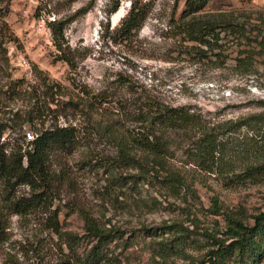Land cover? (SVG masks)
Segmentation results:
<instances>
[{"label": "rangeland", "instance_id": "obj_1", "mask_svg": "<svg viewBox=\"0 0 264 264\" xmlns=\"http://www.w3.org/2000/svg\"><path fill=\"white\" fill-rule=\"evenodd\" d=\"M150 3L140 30L125 39L116 30L131 0H119L110 15L111 0H0V123L31 109L33 101L11 98L13 81L23 79L25 84H40L39 89L44 82L61 86L59 102L49 104L56 112L46 114L44 127L78 128L73 151L54 149L50 155L55 196L50 210H57L58 230L50 227L48 211L8 215L0 264H53L64 259L71 264H190L209 247L200 234L206 230L219 235L225 229L223 215L212 213V199L218 200L222 212L248 223L264 209V182L239 183L233 177L242 174V159H230L232 170H203L184 154L188 140L173 132L167 166L189 188L136 179L135 169L118 163L108 129L124 132L138 124L106 102L92 106L95 96L130 97L133 110L155 99L216 120L259 112L264 101V51L255 54L260 64L244 70L233 59L242 46L233 44L226 63L216 67L200 58L198 47L189 49L191 44L179 32L184 0ZM198 15L230 18L264 32V0H211ZM54 19L64 21L61 48L70 65L57 59L60 50L48 27ZM224 41L236 42L232 36ZM119 75L130 82V89L119 86ZM79 90L83 98L77 110ZM71 99L72 105H62ZM23 131L35 135L29 124H23ZM255 134L239 129L234 134L236 150L251 143ZM2 135L16 133L5 130ZM92 226L116 229L96 256L99 244L90 233Z\"/></svg>", "mask_w": 264, "mask_h": 264}, {"label": "trees", "instance_id": "obj_2", "mask_svg": "<svg viewBox=\"0 0 264 264\" xmlns=\"http://www.w3.org/2000/svg\"><path fill=\"white\" fill-rule=\"evenodd\" d=\"M209 1L211 0H184L177 27L183 39L191 44L189 49L198 47L200 58L218 67L228 60L230 45H240L242 48L233 58L236 66L246 70L260 64L255 54L264 51V32L230 18L198 15ZM150 2L151 0H131L129 11L116 30L122 38H131L140 30L148 16ZM111 5L108 15L118 9L119 0H111ZM85 10L86 8L82 13ZM48 27L54 46L60 50L57 59L70 65L69 58L61 48L64 21L54 19L48 22ZM231 36L236 42H223L224 38ZM117 79L119 86L130 89V82L126 78L119 75ZM39 87L40 84H25L23 79L14 80L11 98L27 99L30 103L33 101L31 109L23 115L15 112L7 119L8 122L0 123V240L5 239L8 215H24L35 209L51 212L47 217L50 227L58 230L57 210H50L55 198L50 155L54 149L73 151L78 139V128L71 124H51L44 127L43 119L46 114L56 112L49 104L59 102L62 89L59 84L46 82L41 86L42 89ZM76 95L78 101L75 107L78 110L83 98L82 90ZM44 96L51 100L47 102ZM71 102L72 99L62 105H72ZM105 102L118 109L125 118L138 124L136 128L126 129L124 132L113 127L108 129V136L115 142L119 153L118 163L125 168L135 169L136 179L148 182L151 179L179 188H189L182 176L167 166L169 134L173 132L188 140L184 154L197 167L210 172H223L222 170H232L234 161L230 159L240 158L245 167L242 174H234L233 177L239 178V183L264 182V101H260L261 111L227 120H216L189 107L171 106L155 99L141 104L136 110L130 108V97L123 100L108 97L104 100L95 96L90 104L96 107ZM25 123L35 132L32 140L26 139L24 131L22 134ZM242 127L256 132L255 138L244 148L236 150L234 134ZM5 130L16 135L4 137L2 134ZM21 187L26 190L20 192ZM212 202V213L223 215L225 229L219 235L204 230L200 235L209 247L200 258L193 259L190 264H264V209L254 214L252 222L248 223L233 213L222 212L216 198ZM90 231L99 244L94 252L96 256L116 229L110 227L104 230L92 226ZM53 264L71 263L64 259Z\"/></svg>", "mask_w": 264, "mask_h": 264}, {"label": "built area", "instance_id": "obj_3", "mask_svg": "<svg viewBox=\"0 0 264 264\" xmlns=\"http://www.w3.org/2000/svg\"><path fill=\"white\" fill-rule=\"evenodd\" d=\"M33 138H34V135L32 133H30V132H27L26 139L27 140H32Z\"/></svg>", "mask_w": 264, "mask_h": 264}]
</instances>
